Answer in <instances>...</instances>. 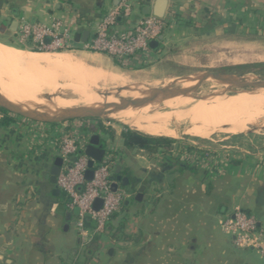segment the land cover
Listing matches in <instances>:
<instances>
[{
  "label": "crops",
  "instance_id": "0c3cea01",
  "mask_svg": "<svg viewBox=\"0 0 264 264\" xmlns=\"http://www.w3.org/2000/svg\"><path fill=\"white\" fill-rule=\"evenodd\" d=\"M154 1L132 0V11L127 20H118V29L137 24L144 16L143 7ZM119 2L0 0V34L18 39L22 22L60 21L74 38L87 31L90 40L103 16ZM165 13H172L176 22L167 26L144 61L130 69H162L199 37L264 36V0H167ZM103 57L116 65L110 56ZM74 130L91 133L89 125L78 122L49 125L17 117L0 128V264H264L257 251L236 248L218 226L221 214L239 206L264 228V147L220 145L212 149L228 161L203 167L179 156L180 142L153 153L127 150L123 129H113V137L105 135L102 140L106 149L120 155L119 174L129 178L132 196L111 218L106 232L97 235L99 248L86 258L76 215L65 209L57 198L60 194H51L49 181V169L58 157L54 139ZM140 186L143 197L136 201ZM69 210L72 214L65 222ZM46 211L51 218L44 217ZM121 219L126 238L116 242L111 230ZM110 247L113 251L108 254Z\"/></svg>",
  "mask_w": 264,
  "mask_h": 264
},
{
  "label": "built area",
  "instance_id": "2783aa9c",
  "mask_svg": "<svg viewBox=\"0 0 264 264\" xmlns=\"http://www.w3.org/2000/svg\"><path fill=\"white\" fill-rule=\"evenodd\" d=\"M132 5V0H120L117 6L103 16L93 37L79 46L74 41L72 32L63 27L60 21H53L49 25L22 22L18 40L32 50L64 51L79 48L102 53L110 56L120 68L130 69L140 60L144 61L145 54L151 49V42H159V37L163 36L167 26L176 22L172 13H165L163 17L150 13L142 16L134 26L126 25L118 29V20L128 19ZM87 125L92 124L88 122ZM101 128L108 129L107 126ZM90 136V132L80 133L74 130L59 134L54 139L58 157L62 160L56 186L67 197L68 208L78 209L75 228L81 246L94 236L104 234L113 215L132 196V192L124 187H119L115 192L110 189V184L115 180L114 170L120 162V155L113 149L105 148L102 159L94 162L91 168V179L85 178L89 157L83 151ZM176 151L181 158L203 167L214 165L216 160L228 161L226 155L194 144L192 147L182 144ZM96 200H101L97 209L94 208ZM86 222H90L91 227ZM218 226L232 239L236 248L255 250L264 260V228L258 224L254 215L234 206L230 212L219 216Z\"/></svg>",
  "mask_w": 264,
  "mask_h": 264
},
{
  "label": "bare ground",
  "instance_id": "6f19581e",
  "mask_svg": "<svg viewBox=\"0 0 264 264\" xmlns=\"http://www.w3.org/2000/svg\"><path fill=\"white\" fill-rule=\"evenodd\" d=\"M104 68L90 66L70 53L20 50L0 42V98L14 103H28L29 110L44 115L51 108H84L97 104L95 102H105L106 97L95 95L100 91L111 93L116 88L127 87L140 97V91L147 90L144 87L130 89L135 85L130 78ZM193 84L184 82V85L177 86ZM64 89L70 90L78 100L63 98L61 91ZM215 94L197 99L200 96L190 93L152 103L143 109L145 105L129 107L133 111L113 114V118L151 136L174 137L177 130L170 128L169 124L187 122L188 125L183 128L185 135L208 138L216 132L244 131L248 126H256L260 116L264 117L263 88L239 90L233 94L216 91ZM120 102L121 110L128 108L124 106L129 104V100L122 99ZM115 110L116 107H106L108 114Z\"/></svg>",
  "mask_w": 264,
  "mask_h": 264
},
{
  "label": "rangeland",
  "instance_id": "374dc122",
  "mask_svg": "<svg viewBox=\"0 0 264 264\" xmlns=\"http://www.w3.org/2000/svg\"><path fill=\"white\" fill-rule=\"evenodd\" d=\"M0 42L8 46L14 47L16 49L29 50V51L32 50L31 48H29L30 46L21 43L15 37L11 39L2 36L0 34ZM32 51L38 52L39 50H32ZM39 52L70 53L78 57L82 61H84L86 64L88 65L90 64V66L92 65L93 67H100V68L105 67L106 69L118 71L119 73L124 74L128 79L130 78L129 80L132 83L138 85L144 84L143 87L167 86L170 84L171 80L176 77L191 76L206 70L246 75V76H251L255 79L264 80V36L261 35L250 36L246 34L245 36L242 35L236 38H233L232 36L228 35L218 39H214V38L204 39L203 37L202 38L199 37L198 39H192L189 43H187L184 51L181 54L174 56V58L168 63V65H166V67L155 71H151L149 68L127 69V68H120L117 65L112 66L111 64L106 63L104 61L103 59L104 57L102 53L88 52L81 50L79 48H74L64 51L43 50ZM213 83L212 82L203 83L198 88V90L193 94L195 96H204L211 93L212 94L216 93V91H223L224 93L227 94H233L234 92H237L239 90L250 91L249 88L239 89L236 87H230V89L226 90V86H224L223 84L220 83L213 84ZM178 85H184V82ZM204 86L206 87V89L204 88ZM98 93L99 92H96L95 95L98 96L99 95ZM113 94L114 92H111V94L106 96L105 98L106 100L105 102L108 103L106 107H116V110L113 113L109 114L110 117L98 118V119H76L72 121L78 122L81 125H85L88 122H90L92 125L95 126L96 125H99L100 127L107 126L109 130L110 129L121 130L125 128L135 130L130 126H128L127 124H124L113 118V114L115 115L121 112L128 113L133 111L129 107L126 108L125 110H121L120 100L122 99L120 100L116 99ZM61 95L63 98H66L68 100H78V97L68 89H64L63 91H61ZM117 96L127 101L129 100V98L139 97V95L136 92H131L128 89L123 90V95H121L120 92L118 93ZM175 97L179 98V96H175ZM112 100H116L117 102L114 103L112 102ZM95 103H99V102H95ZM149 105L150 104H147L141 109L146 108ZM16 117L21 118L19 116ZM172 124L173 123H170L169 127L176 129L177 134L174 137H170V136H162V137L169 138L174 142H180L182 144H194L204 148L205 147L217 148L220 145H234V146L242 147L243 149L250 150L254 146H257L259 149L264 147V117L263 116H260L258 118L256 126H248V128L244 131H235L230 133L216 132L211 136H209L208 138H199L189 134L185 135L186 133L184 132V129L188 125L187 122H179L177 123L178 125L173 124V126ZM138 132L143 133L141 131ZM131 152L133 153V151ZM44 205L46 206L47 204ZM46 212H48L46 213L48 216L45 215L44 217L45 218L47 217V219L51 218L49 211ZM18 217L19 215L17 216V218ZM30 217L32 218L33 216ZM37 217L39 218L40 216L38 215ZM27 221L29 222V218L27 219Z\"/></svg>",
  "mask_w": 264,
  "mask_h": 264
},
{
  "label": "water",
  "instance_id": "95a60500",
  "mask_svg": "<svg viewBox=\"0 0 264 264\" xmlns=\"http://www.w3.org/2000/svg\"><path fill=\"white\" fill-rule=\"evenodd\" d=\"M167 7V0H155L151 7L144 6L143 7V14H152L156 17H163ZM14 24V23H13ZM88 37V32L85 31L80 34H76L74 41L75 42H86ZM162 37H159L161 40ZM48 42V39H46ZM158 41H152L151 46H156ZM182 82H192L194 83L192 86L188 87H180L177 86ZM205 82H216L220 84L227 85L226 88L230 89V87H236L239 89L249 88L250 90L255 89H264V80L255 79L251 76L240 75V74H233V73H226V72H217L212 70L202 71L198 74L191 75V76H182L176 77L171 80L170 84L167 86H153V87H144L147 89L143 93L140 91V97L137 98H129V104H126L124 107H135V106H142L152 103H159L166 99L175 97V96H185L190 93H194L198 90V88ZM144 85V84H143ZM143 85L135 84L132 85L130 89L137 90L136 88L141 89ZM128 88H116L114 90V97L116 99H123L119 98L117 95L122 90H127ZM100 96L106 97L111 93L108 91L99 92ZM217 94H208L205 96L196 97L197 99L202 98L206 99L209 97H213ZM107 102L97 103L92 106L87 107H70V108H51L47 113L44 115H40L29 110L28 103H14L10 102L4 98H0V108L7 111L8 113L19 116L21 118L38 122V123H45V124H57L68 122L76 119H98V118H107L110 117L108 112L106 111ZM91 136L89 138L88 144L84 149V154L89 157L88 160V170L86 171L85 178L90 180L92 177V166L94 162H98L102 159V156L105 152L106 142L100 138L97 134V129L95 125L90 126ZM62 160L60 157H56L49 169V181L53 185L51 190V194L53 196H58L60 194V190L56 186V177L59 173V169L61 166ZM120 165H117L114 171L115 180L110 184L111 191L115 192L119 187H124L129 185V178L126 176H121L119 174ZM144 186H140L134 196V200L141 201L143 197ZM124 203H128L125 201ZM101 204V200H96L94 203V208L97 209ZM73 213L77 215L78 209L74 208ZM72 212L66 211L65 212V222L70 220ZM67 228V224L64 226ZM113 248L110 247L107 249V253H112Z\"/></svg>",
  "mask_w": 264,
  "mask_h": 264
},
{
  "label": "trees",
  "instance_id": "16d2710c",
  "mask_svg": "<svg viewBox=\"0 0 264 264\" xmlns=\"http://www.w3.org/2000/svg\"><path fill=\"white\" fill-rule=\"evenodd\" d=\"M15 117L16 116L0 108V128L8 127L11 123L14 122ZM49 125H55V124H49ZM96 129H97L96 132L100 136L101 139H103L105 135H108V137L110 138L113 137V130L111 129L105 130V129H102L99 125H96ZM121 139H122V144L125 149L127 150L141 149L149 153H153L157 151L158 148L169 149L170 144L174 142L173 140L169 138H165L162 136H151L148 134L146 135L136 130H131L129 128H125L122 130ZM124 174L128 175L127 172H124ZM129 185L124 186V188L127 189ZM57 198L63 201L64 206H66L65 209L67 210L68 200L65 194L60 192V195ZM121 208L122 209L124 208V203L122 204ZM124 224H125L124 219H121L117 228L111 230L112 237L116 240V242L121 241L123 238H126V235L123 233ZM86 225L88 227H91L90 222H86ZM99 237L94 236L87 244L83 245L82 252L86 258L99 248Z\"/></svg>",
  "mask_w": 264,
  "mask_h": 264
}]
</instances>
